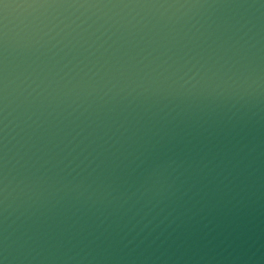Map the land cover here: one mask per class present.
Segmentation results:
<instances>
[{"label": "water", "instance_id": "95a60500", "mask_svg": "<svg viewBox=\"0 0 264 264\" xmlns=\"http://www.w3.org/2000/svg\"><path fill=\"white\" fill-rule=\"evenodd\" d=\"M0 264H264V0H0Z\"/></svg>", "mask_w": 264, "mask_h": 264}]
</instances>
